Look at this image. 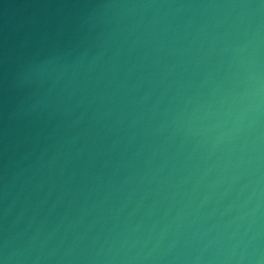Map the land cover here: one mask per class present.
<instances>
[{
	"label": "water",
	"instance_id": "obj_1",
	"mask_svg": "<svg viewBox=\"0 0 264 264\" xmlns=\"http://www.w3.org/2000/svg\"><path fill=\"white\" fill-rule=\"evenodd\" d=\"M0 264H264V0H0Z\"/></svg>",
	"mask_w": 264,
	"mask_h": 264
}]
</instances>
